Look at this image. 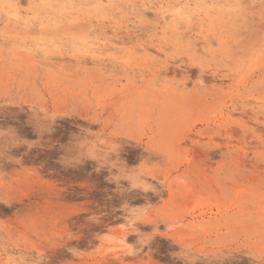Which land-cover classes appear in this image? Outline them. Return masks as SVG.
Returning <instances> with one entry per match:
<instances>
[{
    "label": "rangeland",
    "instance_id": "1",
    "mask_svg": "<svg viewBox=\"0 0 264 264\" xmlns=\"http://www.w3.org/2000/svg\"><path fill=\"white\" fill-rule=\"evenodd\" d=\"M0 264H264V0H0Z\"/></svg>",
    "mask_w": 264,
    "mask_h": 264
},
{
    "label": "bare ground",
    "instance_id": "2",
    "mask_svg": "<svg viewBox=\"0 0 264 264\" xmlns=\"http://www.w3.org/2000/svg\"><path fill=\"white\" fill-rule=\"evenodd\" d=\"M65 21H66V20H65ZM76 22H77V20H76ZM84 25H85V24H84ZM73 27H74V26H73ZM75 29H77L76 32H74ZM68 30H69V29H68ZM79 30H80V29H79ZM70 31H71V30H70ZM77 31H78V28H75V27H74V28H73V32H74V33H77ZM80 31H81V30H80ZM164 34H165V33H164ZM192 70H193V69H192ZM192 72H193V71H192ZM195 72H196V70H195Z\"/></svg>",
    "mask_w": 264,
    "mask_h": 264
}]
</instances>
